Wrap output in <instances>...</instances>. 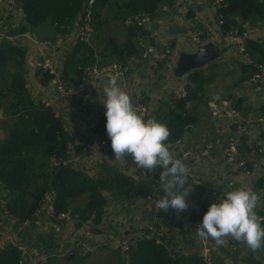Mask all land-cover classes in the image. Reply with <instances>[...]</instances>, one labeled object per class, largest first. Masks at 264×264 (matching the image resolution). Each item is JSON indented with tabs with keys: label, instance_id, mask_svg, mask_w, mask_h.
Masks as SVG:
<instances>
[{
	"label": "crops",
	"instance_id": "obj_1",
	"mask_svg": "<svg viewBox=\"0 0 264 264\" xmlns=\"http://www.w3.org/2000/svg\"><path fill=\"white\" fill-rule=\"evenodd\" d=\"M126 1L109 0L96 20L94 29H92L93 41L91 48L97 61H103L105 64L119 61L115 55L109 54L114 43L121 46L129 42L138 48L140 47L139 41L144 38V35L140 33L135 37L130 36L129 28L131 24L116 18L120 7ZM189 13L191 17H189ZM215 16L216 11L204 4L202 0H188L183 9L173 13L161 14L156 18L153 28L157 25L158 27L155 29L159 32L163 42L172 47L175 59L174 65L171 67L163 65L156 73L151 74L148 64H144L142 67L134 68L126 75L124 80H116L129 94L147 101L153 112L158 109L165 110L173 105L174 99L180 98L179 95L182 90L187 91L192 86L188 78L189 74L177 77L175 73L180 56L194 53L199 47L185 39V31L204 27L207 34L206 44L213 43L222 50L220 59L208 63L201 70H198L208 78V81L203 85L202 98L187 104L189 113L197 120V123L190 126L182 138L187 145L201 144L209 148L212 154L217 157L218 162L212 164L206 158L197 166H191L187 162V171L192 175L187 176L191 181L185 185L190 191L186 197L189 207L179 214L176 213L173 222L164 223L167 233L177 234L180 241L185 238L191 244L200 243V241L198 237L193 235L190 228L196 222L202 220V216L207 211L210 202H215L220 198V195L213 197L210 193L211 189L218 187L222 190L227 182L234 180L241 187L250 188L258 194L263 193L256 190L255 185L258 178L264 176V154L257 157L253 156L250 154L249 148L263 139L264 136L262 134L264 126V85L258 86L242 81V65L250 63L239 55L234 44L224 42L223 30L218 25ZM78 23L79 21L66 33H60L54 25L45 23L30 32H26L29 34L27 38H21L19 43H14L26 49V88L36 103L40 99L53 97L52 88L47 81L39 82L37 79L35 62L40 50L44 52L46 58L53 62L57 71L66 77L69 88H74L78 83L85 66L81 62L89 57L87 50L81 49L75 53L72 61L67 64L68 56L80 44L76 38ZM24 24V15L8 13L5 9H0L1 32L15 34V30ZM172 27L177 28L174 34L169 33ZM245 28H248L251 32L250 38L252 37L258 42L264 40V27L261 24L255 26L246 24ZM34 41L39 43L51 41V46L37 48ZM64 67L69 71L66 74L67 76L64 74ZM108 79L109 77L101 78L97 82L96 95L84 110L81 108L80 98L77 96L59 102L56 105L55 114L62 120L63 128L72 136L75 146L90 145L96 147L92 154L74 158L75 165L83 169L92 179H101L109 177L111 174L121 173L132 182L133 190L121 202L109 200L107 214L100 224L89 221L77 228L75 222L59 220L53 222V218L45 215L39 228H30L21 234L22 241L32 251L40 250L41 245L52 247L60 242L77 240L79 237H90L93 243L101 244L111 241L131 229H137L146 222H150L144 215L146 213L144 197L148 191L147 181L139 169L132 167L131 156L123 157L122 161L116 160L113 151L97 147L99 142L98 124L101 117L100 107L105 98L104 88L108 83ZM233 99H237V104L242 101L243 106L248 110V116L244 119L249 122V125L244 133L238 131L241 121L228 117V109L221 106L223 101ZM212 102L217 103L218 112L212 109ZM13 124L14 119L6 118L3 111L0 110V144L7 138ZM236 133H239L238 137H236ZM231 140L237 141L240 158L247 161V167L255 170L257 176L248 177L244 175L243 169L225 163L224 152ZM177 148V145H175L169 149L176 158L180 159ZM152 170L160 172L163 169L156 166ZM252 180L256 181L254 185L251 184ZM86 200L87 197L79 198L75 200L74 205H84ZM256 212L259 216H264L263 209L257 207ZM241 245V248L231 252L226 247H221L220 251L213 253V263L229 264V260H232L235 264H264V246L253 251L243 242ZM181 249L186 253L192 251L185 243L181 244ZM114 253H119L123 258V262L117 257L110 256ZM99 254L106 255L110 261H113V264H129L128 255L119 251L98 249L88 254L87 258ZM60 259L67 261L68 258L53 259L47 264H52Z\"/></svg>",
	"mask_w": 264,
	"mask_h": 264
},
{
	"label": "trees",
	"instance_id": "obj_2",
	"mask_svg": "<svg viewBox=\"0 0 264 264\" xmlns=\"http://www.w3.org/2000/svg\"><path fill=\"white\" fill-rule=\"evenodd\" d=\"M173 1L127 0L120 7L116 18L126 22L142 10L156 19L159 8ZM108 2L109 0H96L91 12L92 29ZM21 3L25 24L15 30L16 33L30 32L45 23L54 25L60 33H66L84 16L85 0H21ZM219 13L225 22L223 32L231 28L243 32L247 29L246 24H261L264 27V0H225ZM233 20H240L241 23L234 25ZM140 33V28L130 26V36L135 37ZM81 49H86L89 56L81 62L85 64L84 68L95 62L105 64L94 58L91 47L81 43L68 56L67 64ZM247 51L253 63L242 65V81H248L257 72V65L264 64V40L258 42L252 37L249 38ZM141 53L140 47L127 42L121 46L112 44L109 54L115 55L121 62L131 56H140ZM26 58V49L18 44L4 42L0 46V110L6 118L14 119L7 138L0 144V183L12 195L8 204L9 212L20 222L33 220L45 196L50 194L53 222H57L59 215L69 212L75 216L77 228L89 221L100 224L107 214L109 200L123 201L133 190V184L121 173L92 179L82 170L71 166L52 165L53 158L66 157L67 145L72 138L64 131L63 122L55 112L36 103L30 96L26 88ZM63 71L65 75L69 73L66 67ZM188 78L192 86L187 89L186 97L174 99L173 105L165 110H156L152 118L169 128L170 135L166 141L168 145L182 139L186 130L197 123L189 113L187 104L202 98L203 85L208 78L201 71L190 73ZM236 108L243 117L248 116V110L242 101L238 102ZM262 134L264 135V126ZM75 150V154L79 155L81 148L76 146ZM190 181L187 177V183ZM255 186L256 190L264 193V176L258 178ZM82 197H87L86 203L75 206V200ZM175 215L174 210H161L160 220L171 223ZM182 243L192 251L186 253L181 249L175 258H171L169 249L165 246L155 241H142L129 251V264H204L198 253L200 243L191 244L185 238L181 240ZM86 257L87 255L79 259L83 261ZM72 259L68 257L67 261ZM18 260L17 248L6 246L0 250V264H18Z\"/></svg>",
	"mask_w": 264,
	"mask_h": 264
},
{
	"label": "built area",
	"instance_id": "obj_3",
	"mask_svg": "<svg viewBox=\"0 0 264 264\" xmlns=\"http://www.w3.org/2000/svg\"><path fill=\"white\" fill-rule=\"evenodd\" d=\"M204 4L211 7L216 11V19L218 25L222 28L224 25L223 16L219 13L222 9L225 0H202ZM96 0H88L84 16L79 20L77 28V42L92 46L93 36L92 28L90 25L91 12ZM188 0H174L171 4L164 5L159 8L158 15L164 13H173L179 9H183ZM0 9H5L8 13L23 15L21 0H0ZM128 24L135 25L141 29V34L144 35L139 41L140 49L142 51L140 56H131L125 61L110 62L104 65L95 62L82 71L81 77L74 88L67 86L66 77L60 74L53 62L46 58L42 50L39 51L38 58L35 62L36 75L39 82L47 81L52 88L53 97L43 98L37 103L42 104L44 107L52 109L55 112L56 105L61 101H67L74 97H79L81 102V108L84 110L90 102L94 99L97 92V82L101 78L114 76L116 80H124L127 74H129L134 68L142 67L144 64H148L150 73L154 74L163 65L171 67L175 63L174 51L171 46L163 42L160 34L153 28L156 19L144 11H139L133 18H130ZM251 32L249 29H245L243 32H239L234 28H231L223 32V40L225 43L234 44L237 52L248 63H253L248 51L247 41L250 38ZM28 33H15L6 34L0 31V44L4 41L13 43H19L21 38H27ZM141 37V35H140ZM146 37V39H145ZM186 40L190 41L197 46L206 44L207 34L204 27H197L195 30H187L184 33ZM37 48L41 46H51V41H44L39 43L34 41ZM257 72L248 81L244 83L255 84L258 86L264 85V64L257 65ZM48 78V80H46ZM186 90H182L180 98L186 97ZM133 104L138 113L143 115L145 119H152L154 112L149 106L147 101L138 99L130 94ZM232 100L223 101L221 106L228 109L227 116L230 118H236L241 121L239 127V133H244L247 130L248 123L242 116L239 109H231L230 104ZM211 107L215 112H218V105L216 102L211 103ZM101 117L98 124L99 142L97 147L100 149L111 150L110 139L107 135L105 124L106 117L104 115L105 108L103 103L100 107ZM65 130V129H64ZM66 131V130H65ZM67 132V131H66ZM68 133V132H67ZM69 137L72 136L68 133ZM177 145V154L181 159H185L189 165L197 166L203 159H207L210 163L216 164L218 159L212 154L209 148L204 147L201 144L187 145L182 139L178 140L172 145H168L169 148ZM75 142L72 139L67 145L66 157L53 158L51 163L53 166H71L76 170L83 169L75 165L76 157H85L92 154L96 147L85 145L80 147L81 151L79 155L75 154ZM249 152L253 156H259L264 154V136L263 139L253 144L249 148ZM71 156V158H69ZM224 161L229 166H236L243 169L244 175L248 177L257 176L255 170L247 167L248 163L245 159H241L239 156V148L236 140L228 142L225 152ZM132 167L140 170L142 176L147 181L148 191L144 197V209L145 212L153 217V222H146L143 226H139L137 229H131L125 234H121L113 238L111 241L105 243L95 244L90 237H79L74 241H64L58 243L56 246L45 247L41 245L40 250L32 251L24 241H22L21 234L30 228H39L45 218H54L52 208V196L47 194L42 203L36 211L35 218L33 220H25L20 222L15 218L8 209V204L11 201L12 195L4 184L0 183V250L6 246H13L17 248L19 252L18 264H47L50 260L57 258L68 257H82L88 255L98 249H105L109 251H119L125 255H128L133 246L142 241H155L157 244H161L169 249V256L175 258L176 253L181 251V241L177 234L167 233L164 223L160 220L161 210L157 207V201L164 195L163 185L168 177L162 179L161 174L163 172H154L152 169H146L138 167L132 160ZM86 173V172H85ZM87 174V173H86ZM187 176H192L188 171ZM241 186L234 180H230L226 183L225 187L220 190L218 187L210 190L213 197L221 196L225 189L232 190L240 188ZM259 202L258 208L264 211V193L258 194ZM214 200V199H213ZM212 201V199H210ZM212 202H210L211 204ZM175 212V211H174ZM176 213V212H175ZM75 216L68 213L58 216L59 221L75 222ZM201 222H196L191 228L193 235L198 237L200 241L199 255L204 264L213 263V253L220 251L221 247H226L228 251H234L242 247L234 238L230 235L223 237V244H217L211 237L202 238L197 235V225ZM229 264H235L234 261L229 260Z\"/></svg>",
	"mask_w": 264,
	"mask_h": 264
},
{
	"label": "clouds",
	"instance_id": "obj_4",
	"mask_svg": "<svg viewBox=\"0 0 264 264\" xmlns=\"http://www.w3.org/2000/svg\"><path fill=\"white\" fill-rule=\"evenodd\" d=\"M103 106L106 132L116 160L130 155L138 167L163 169L164 195L157 207L164 212L170 209L177 214L189 207L186 197L189 190L187 166L174 156L166 143L170 132L166 124L156 119H145L135 108L130 94L110 76L104 88ZM258 194L247 187L225 189L212 202L197 225V235L213 238L223 244L227 234L255 251L264 246V216L256 212Z\"/></svg>",
	"mask_w": 264,
	"mask_h": 264
},
{
	"label": "water",
	"instance_id": "obj_5",
	"mask_svg": "<svg viewBox=\"0 0 264 264\" xmlns=\"http://www.w3.org/2000/svg\"><path fill=\"white\" fill-rule=\"evenodd\" d=\"M88 0H85L84 4V11L86 9ZM83 11V13H84ZM234 25H237L241 23L240 20H233L232 21ZM158 26L156 25L155 28ZM154 28V29H155ZM156 30V29H155ZM177 30L176 27H172L169 30V33L174 34V32ZM221 48L213 43H207L205 45H201L197 48V51L190 54H183L180 56L177 66L175 68V73L177 77H182L184 75H188L194 71L201 70L203 67H205L208 63H211L217 59L221 58ZM27 74V73H26ZM158 85V84H156ZM231 109H235L237 107V99H233L230 104ZM239 136V133H236V137ZM181 159V158H180ZM187 166L188 169V163L185 159H181ZM256 183L255 180L251 181V184L254 185ZM258 194V193H257ZM144 215L149 219L150 222H153V217L147 213H144Z\"/></svg>",
	"mask_w": 264,
	"mask_h": 264
},
{
	"label": "rangeland",
	"instance_id": "obj_6",
	"mask_svg": "<svg viewBox=\"0 0 264 264\" xmlns=\"http://www.w3.org/2000/svg\"><path fill=\"white\" fill-rule=\"evenodd\" d=\"M1 138V136H0ZM117 257L121 262H123V258L120 256L119 253H114V255H110ZM52 264H113V261L109 260L106 255L99 254L95 257L85 258L83 261H80L78 257L73 258L71 261H66L64 259L57 260Z\"/></svg>",
	"mask_w": 264,
	"mask_h": 264
}]
</instances>
